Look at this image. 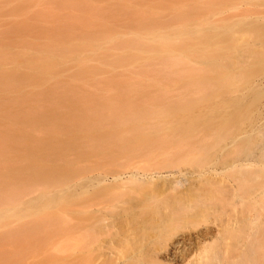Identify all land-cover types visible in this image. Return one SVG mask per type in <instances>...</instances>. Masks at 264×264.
Here are the masks:
<instances>
[{"label":"rangeland","instance_id":"374dc122","mask_svg":"<svg viewBox=\"0 0 264 264\" xmlns=\"http://www.w3.org/2000/svg\"><path fill=\"white\" fill-rule=\"evenodd\" d=\"M14 7L15 54L28 78L16 83L17 140L0 143V264L79 263L78 183L122 161L112 143L225 144L264 108V64L253 56L264 0ZM226 61L242 65L228 70ZM113 115L128 122L115 127ZM74 119L102 130H76ZM139 121L143 129L131 130Z\"/></svg>","mask_w":264,"mask_h":264},{"label":"bare ground","instance_id":"6f19581e","mask_svg":"<svg viewBox=\"0 0 264 264\" xmlns=\"http://www.w3.org/2000/svg\"><path fill=\"white\" fill-rule=\"evenodd\" d=\"M15 17L14 0H0V143L17 140L16 83L28 78L17 64ZM253 42L259 66L264 37ZM258 113L225 144L112 143L122 161L78 183V264H264V108ZM114 117L115 127L127 121ZM74 120L76 130H102Z\"/></svg>","mask_w":264,"mask_h":264}]
</instances>
